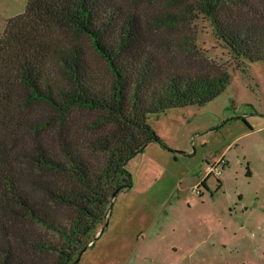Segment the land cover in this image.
<instances>
[{
	"label": "trees",
	"instance_id": "obj_1",
	"mask_svg": "<svg viewBox=\"0 0 264 264\" xmlns=\"http://www.w3.org/2000/svg\"><path fill=\"white\" fill-rule=\"evenodd\" d=\"M173 1H189L209 20L235 67L264 62V0ZM173 17L159 20L156 29L179 24ZM81 37L105 61L110 80L90 68ZM179 43L193 48L191 39ZM169 45L152 43L140 15L116 0H27L25 11L6 21L0 36V264H76L118 192L131 187L126 162L162 142L148 115L200 106L225 90L229 73L220 65L171 69L165 63H174L170 51L161 52ZM78 110L95 115L85 127L95 138L74 140L69 120ZM57 207L69 213L61 217Z\"/></svg>",
	"mask_w": 264,
	"mask_h": 264
},
{
	"label": "rangeland",
	"instance_id": "obj_2",
	"mask_svg": "<svg viewBox=\"0 0 264 264\" xmlns=\"http://www.w3.org/2000/svg\"><path fill=\"white\" fill-rule=\"evenodd\" d=\"M116 1L140 15L152 43L170 42L161 52L170 51L174 63H165L171 69L217 64L229 80L203 105L148 115L162 142L149 143L126 162L131 187L118 192L76 264H264V62L235 67L209 20L189 1ZM26 4L0 0V36ZM187 9L191 13L180 17ZM169 16L179 24L156 29ZM182 38L193 48H181ZM79 41L90 68L110 80L90 40ZM94 118L87 110L75 112L69 120L75 141L95 138V130L85 129ZM220 159L218 175L209 167L214 171ZM56 210L61 217L69 213Z\"/></svg>",
	"mask_w": 264,
	"mask_h": 264
},
{
	"label": "built area",
	"instance_id": "obj_3",
	"mask_svg": "<svg viewBox=\"0 0 264 264\" xmlns=\"http://www.w3.org/2000/svg\"><path fill=\"white\" fill-rule=\"evenodd\" d=\"M224 163L223 159H220L218 162H217V165L216 167H214V171H213V167H209V169L212 171V172H216L218 175L221 174V168H219L220 165H222Z\"/></svg>",
	"mask_w": 264,
	"mask_h": 264
}]
</instances>
